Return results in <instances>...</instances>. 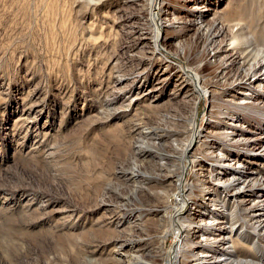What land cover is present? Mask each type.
<instances>
[{
	"label": "rangeland",
	"instance_id": "obj_1",
	"mask_svg": "<svg viewBox=\"0 0 264 264\" xmlns=\"http://www.w3.org/2000/svg\"><path fill=\"white\" fill-rule=\"evenodd\" d=\"M165 3L0 0V264H153L195 211L191 240L223 222L214 264H264V116L239 110L263 106L264 87H223L222 54L204 56L220 46L234 74L264 69V0ZM158 9L169 26L159 53ZM182 12L191 26L174 20ZM194 129L200 141L179 160ZM191 191L199 207L173 217ZM135 200L157 209L140 214Z\"/></svg>",
	"mask_w": 264,
	"mask_h": 264
},
{
	"label": "bare ground",
	"instance_id": "obj_2",
	"mask_svg": "<svg viewBox=\"0 0 264 264\" xmlns=\"http://www.w3.org/2000/svg\"><path fill=\"white\" fill-rule=\"evenodd\" d=\"M165 1L164 0H160V4L159 5L161 6V8H162L163 4L167 5L165 3ZM195 9L196 8H193L191 10H195ZM161 14H162V12L160 11V9H158V11L154 14L155 19L157 21L156 22V30L157 31H156V35L154 36L155 37L154 42L156 43V45H154V48H155V51H157V53H159V50L161 49V46L159 45L158 41H159V39H161V40L164 39L165 40V38L167 37V30L169 29L168 25L167 26L163 25L164 23H163V20H161ZM187 14H188L187 12L186 13L182 12L181 17H177L174 20L175 21L176 20L179 21L180 24L184 25L185 27L191 26L193 24L194 20L188 19V16L190 17V15H187ZM164 19H166V18H164ZM216 24L213 22V23H208L207 26H206L207 29H206L205 37L210 38V39H208L206 41L208 43H212L213 44V42H215L214 39L218 36L217 35L218 34L217 31L215 32ZM206 42H204V43H206ZM214 50L215 51L212 52V53L211 52L210 53H206L205 52L204 56L206 58L210 59L212 57H215L216 55H219V53L222 54V58L220 59V61L215 62L214 67H215V70H216V72H215L216 77H219L218 76L219 74L221 76L220 80H221V84L223 85V87H225V86L228 87L229 86V88H231L233 90L236 89L234 87H237L236 91L238 89H246V91H254V93L259 92V88L264 87L263 86L264 82L259 79L260 77H257V74L262 73L261 71L264 72V69H262L260 71V69L263 66L262 63L256 62V63L249 64L246 67V69H244L243 71H241L239 73H235L234 74V72H233L234 59L232 57V55L234 53H232V55H231L230 53L227 52V49H222V47H220V46H218L217 48H214ZM251 84H255L257 86L253 87V86H251ZM192 86H193L191 88L192 91L195 92L198 97H202V96H205L207 94L206 90H203L196 81L192 82ZM243 103L245 104V102H243ZM227 107H230V106H227ZM235 109H237V108H234V109L231 108V112L233 110H235ZM239 110H240L241 114L243 115V117L246 118V119L247 118L259 119V117L264 116V105L259 107V104L257 102H255V101L246 103L245 105L241 106V108ZM219 114L220 113H218V115ZM254 114H256L257 116H259L261 114V116H259L257 118L252 117ZM196 131H195V129L193 130V132H192V134L190 136V139H189V143H188L187 147L184 149V151L181 153V155L179 156V158H178L179 160H182V159L186 158V155H187L186 152L188 151L189 147L192 144H195V143L200 141V132L198 133ZM203 137H205V136H203ZM259 139L256 138V139L253 140L254 142L251 145L252 146V148H251L252 150L253 149L256 150V147H258L259 143H258L257 140H259ZM236 143H238V142H236ZM145 146H146L147 149H149V148L153 147L154 144L151 143V145H150L149 143H147V145H145ZM147 152H149V151H147ZM154 155L155 156L158 155L159 159H162V157L163 158L164 157L167 158V155L160 154V153L156 154L154 152L153 158H155ZM210 158H212V157H210ZM215 162H217V160ZM202 163L203 162H201V161L192 160L190 162V165L192 164V166L199 167V169H202V167H205L204 165H202ZM212 163H214V160H213ZM183 174H184V169L180 173V177L178 179L179 182H181V178H182ZM160 175H161V173H160ZM160 175L157 174L156 177L154 178L157 183L159 182V177L158 176H160ZM217 180H220V179L216 178V179L211 180V181H215L216 182ZM238 180H240V178H238ZM163 181H164V179H163ZM209 181H210L209 179H208V181H204V184L206 186L208 185L209 188H210V187H212V185H211V183H209ZM159 183H161V182H159ZM194 188H196V187L194 186ZM183 194H186V192L183 189L180 188V185L178 183V192L173 195L174 196V201L177 203V201L179 200V196H182ZM186 199H185V202L181 203L180 209L175 211V214L173 215V217H177V218L180 217L181 213L183 211H185L187 206L195 204V207H199L198 206V202H197L198 199L196 198V195L192 193V191L190 193L188 192V195H186ZM135 201L138 202L137 204L134 202L136 204V206H135L136 208L135 209L138 212H140V214L143 213V212H150L152 209L157 207V206L151 205L149 202H142V201H138V200H135ZM190 209H192V208H190ZM194 215H201L202 216V213H200L199 211H195L193 213H189L186 216L182 217V221H184V224L181 223L182 221L179 223L178 230L176 231V237H175V240L173 242L174 244H173L172 251L169 250L167 252L159 253V254L151 256L149 258L150 259L149 263H153V264H206V263L209 262V264L210 263L214 264L215 262H217V261H215L216 257L213 254H211L212 253L211 250H214L213 248L215 247L214 245L216 243H221L223 240H225V238H222V237L221 238H215V237L218 236V233L220 234V231L223 229L224 226L221 227V225H220L223 222L220 221L221 218H216L218 220L217 221L215 219L217 221L216 222L217 224L212 226L213 227L212 230L214 229L215 232H211L210 231L209 233L206 232L205 234H202V236H204V239L191 240L189 235L191 233H193L192 230H194V227L192 228V224L190 222V216H194ZM203 221H204L203 223L206 225L205 220H203ZM205 229L208 230L207 228H205ZM190 231H192V232H190ZM165 232H167V231H165ZM197 232L198 231H196L195 233H197ZM211 236H213L214 238L211 237ZM196 249H197V251H195ZM212 260H214V261L212 262ZM145 262H147V260Z\"/></svg>",
	"mask_w": 264,
	"mask_h": 264
}]
</instances>
